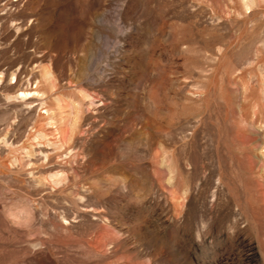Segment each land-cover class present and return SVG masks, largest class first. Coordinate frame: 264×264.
I'll return each mask as SVG.
<instances>
[{
	"label": "rangeland",
	"instance_id": "1",
	"mask_svg": "<svg viewBox=\"0 0 264 264\" xmlns=\"http://www.w3.org/2000/svg\"><path fill=\"white\" fill-rule=\"evenodd\" d=\"M0 264H264V0H0Z\"/></svg>",
	"mask_w": 264,
	"mask_h": 264
},
{
	"label": "bare ground",
	"instance_id": "2",
	"mask_svg": "<svg viewBox=\"0 0 264 264\" xmlns=\"http://www.w3.org/2000/svg\"><path fill=\"white\" fill-rule=\"evenodd\" d=\"M21 94H24L25 95V93H21ZM27 94V93H26Z\"/></svg>",
	"mask_w": 264,
	"mask_h": 264
}]
</instances>
